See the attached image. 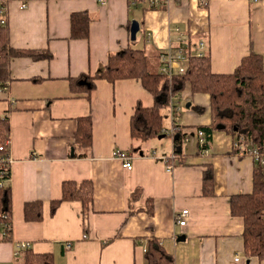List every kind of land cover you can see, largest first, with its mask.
Returning a JSON list of instances; mask_svg holds the SVG:
<instances>
[{
	"label": "crops",
	"instance_id": "obj_1",
	"mask_svg": "<svg viewBox=\"0 0 264 264\" xmlns=\"http://www.w3.org/2000/svg\"><path fill=\"white\" fill-rule=\"evenodd\" d=\"M21 1L28 3L26 9L13 1L6 15L10 46L45 57L12 58V80L0 89V116L12 108L13 159V232L12 240L5 241L0 228V264H18L22 243H30L35 253L52 254L55 264H148L150 238L159 239L175 264H246L244 219L232 216L230 202L235 195L253 192L257 160L249 153L252 146L242 142L243 148L236 147L233 135L223 129L214 130L205 148L200 147L198 132L205 134L200 128L212 123L210 95L194 94L188 84L174 96L187 134L177 147L175 137L166 133L169 117L164 121L166 136L154 141L132 138L136 105L150 108L155 103L140 80H98L87 98L71 93L68 78L95 75L111 54L128 47L145 50L159 71V54L179 34L194 42L202 37V53L210 55L215 74L234 73L251 53L262 57L264 67V4L172 0L163 9H150L152 0ZM80 12L91 17L88 39L71 38V16ZM133 21L140 26L136 40L131 38ZM82 117H91L93 123L92 146L86 152L74 146ZM116 150L128 152L134 162L131 171L114 156ZM174 151L178 159L169 172L163 158ZM208 167L214 170L213 196L203 195ZM86 180L94 183L87 217L79 201L63 202L51 216V202L61 198L63 182ZM137 189L141 195L133 201ZM149 199L153 215L143 209ZM36 201L43 204V219L27 221L25 205ZM184 209L190 215L182 228L175 214ZM250 264L264 261L252 258Z\"/></svg>",
	"mask_w": 264,
	"mask_h": 264
},
{
	"label": "trees",
	"instance_id": "obj_2",
	"mask_svg": "<svg viewBox=\"0 0 264 264\" xmlns=\"http://www.w3.org/2000/svg\"><path fill=\"white\" fill-rule=\"evenodd\" d=\"M138 1V0H135ZM150 9L164 8L149 6ZM0 17V89L10 80V62L15 57L30 56L35 59L45 57L35 51L16 50L10 46V31L8 19L2 24ZM91 17L86 12L74 13L71 16V38L88 39L90 36ZM192 42L195 40L191 39ZM197 41H203L202 37ZM205 43V42H204ZM46 57H51L49 54ZM160 60V54H159ZM152 57L143 49L128 47L111 54L102 71L95 75L83 74L70 77V91L75 95H85L90 98L96 89V81L106 80L115 83L118 80L137 79L143 87L155 98L152 107L146 108L141 103L135 107L132 118V138L144 140L165 135L164 121L168 117L171 96L182 93L188 84L192 93L210 95L212 123L205 131V144L214 130L223 129L233 135L237 142L241 138L245 145H250L260 153H264V67L262 57L251 53L245 57L240 66L232 74H215L211 69L209 54L193 56L184 74H176L169 81L166 76L156 70ZM161 63V60H160ZM199 110V109H198ZM12 108L0 116V146L10 137L9 114ZM91 117L78 120L74 146L79 151L91 149L93 128ZM187 134L180 124H176L175 144L183 145ZM204 144V148H205ZM241 144V148H243ZM2 152L0 151V155ZM85 156L84 154H75ZM254 170V189L251 194H238L231 198V214L244 219V255L247 260L257 258L264 261V164L257 161ZM4 165L0 164V173ZM11 173L0 175V228L3 240H12L13 212L12 192L10 184ZM215 194L214 170L208 167L203 175V195ZM141 195L135 190L132 200ZM94 200V183L90 180L83 182L65 181L62 184V196L51 202V216H54L63 202L79 201L82 204L84 219L90 211ZM150 215L154 214V202L149 199L143 208ZM25 218L27 221L43 219V204L40 201L26 203ZM133 212V211H132ZM145 259L148 264H175L174 255L168 252L159 239L150 238L147 241ZM18 264H55L54 256L49 253H35L32 249L20 250L17 256Z\"/></svg>",
	"mask_w": 264,
	"mask_h": 264
},
{
	"label": "built area",
	"instance_id": "obj_3",
	"mask_svg": "<svg viewBox=\"0 0 264 264\" xmlns=\"http://www.w3.org/2000/svg\"><path fill=\"white\" fill-rule=\"evenodd\" d=\"M13 1H18L20 3L21 9H26L28 7V3L26 1L21 0H0V17L3 18L2 24H6V15L8 12L9 4ZM102 4H106L107 0H100ZM172 0H152L150 2V6L158 7L160 4L165 3L168 4ZM253 2H262L264 4V0H253ZM205 43L203 41H198L197 43H193L191 37L185 36L183 34H179L176 42L170 41L168 47L160 53V73L166 76V78L171 81L173 76L176 74H184L187 71V65L190 61V58L193 56H202V49H204ZM197 49V51L195 50ZM199 49V50H198ZM171 127L166 130V133L173 136H176V124H180V106L177 102H175V97L171 96L170 104H169V115H168ZM199 135V143L200 147H204L205 137L203 131L198 132ZM175 140V138H174ZM243 139L238 140L235 145L238 148H241V143ZM0 151L2 154L0 155V164L4 165L3 173H11L10 165L13 163L12 156L10 155V141L9 139L5 142L4 145L0 146ZM176 151V149H175ZM174 151V153L169 157H164L163 160L168 162L167 170L169 172L174 171L175 164L177 163L178 155ZM250 155L254 156L255 159L262 164H264V153L258 152L257 149L252 148L249 150ZM114 156L122 162V166L124 169L131 171L134 168V162L128 152L122 150H116ZM3 173H0L3 174ZM190 212L188 209H184L181 211H177L175 214V222L179 227H185L189 222ZM87 236H84L86 238ZM30 243H22L18 245V252L24 249H30ZM147 247V246H146ZM67 248H71V244H67ZM235 262H240V258L236 257Z\"/></svg>",
	"mask_w": 264,
	"mask_h": 264
},
{
	"label": "water",
	"instance_id": "obj_4",
	"mask_svg": "<svg viewBox=\"0 0 264 264\" xmlns=\"http://www.w3.org/2000/svg\"><path fill=\"white\" fill-rule=\"evenodd\" d=\"M139 30H140L139 23L136 22V21H133V23L131 25V38H132V40H136V36H137V33L139 32ZM187 107H190V104H188ZM162 137L163 136H160V138H162ZM179 240H183L184 241L185 237L183 236L182 238H179ZM246 264H250V260H248L246 262Z\"/></svg>",
	"mask_w": 264,
	"mask_h": 264
},
{
	"label": "rangeland",
	"instance_id": "obj_5",
	"mask_svg": "<svg viewBox=\"0 0 264 264\" xmlns=\"http://www.w3.org/2000/svg\"><path fill=\"white\" fill-rule=\"evenodd\" d=\"M153 139L156 140L155 138H152L151 141H154Z\"/></svg>",
	"mask_w": 264,
	"mask_h": 264
}]
</instances>
